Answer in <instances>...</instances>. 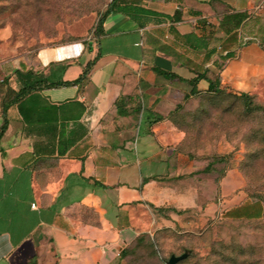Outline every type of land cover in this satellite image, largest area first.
Listing matches in <instances>:
<instances>
[{
    "label": "crops",
    "instance_id": "crops-1",
    "mask_svg": "<svg viewBox=\"0 0 264 264\" xmlns=\"http://www.w3.org/2000/svg\"><path fill=\"white\" fill-rule=\"evenodd\" d=\"M129 1L154 15H109L88 51L73 43L0 62L17 91L15 70L75 81L100 54L82 83L39 92L56 112L33 108L38 115L28 122L17 105L7 112L0 141V264H122L121 252L151 232L149 204L182 211L159 203L174 199L173 190L163 188L170 181L161 178L177 162L179 134L166 117L190 95L188 82L206 75L196 88L207 92L219 77L221 88L235 93H255L264 84V0ZM230 14L248 16L233 42L221 26ZM228 53L233 57L225 59ZM5 93L0 85V129Z\"/></svg>",
    "mask_w": 264,
    "mask_h": 264
},
{
    "label": "rangeland",
    "instance_id": "rangeland-1",
    "mask_svg": "<svg viewBox=\"0 0 264 264\" xmlns=\"http://www.w3.org/2000/svg\"><path fill=\"white\" fill-rule=\"evenodd\" d=\"M111 1L0 0V62L73 43L88 51ZM7 77L0 69L1 89ZM234 93L185 98L167 116L179 134L178 157L161 181H170L163 188L175 194L171 204H159L184 213L153 210L145 219L151 232L128 245L122 264H166L184 253L189 257L180 264H264V215L249 220L229 213L264 209V84L247 93L263 110L247 111V100ZM257 209L240 214L254 217Z\"/></svg>",
    "mask_w": 264,
    "mask_h": 264
},
{
    "label": "trees",
    "instance_id": "trees-1",
    "mask_svg": "<svg viewBox=\"0 0 264 264\" xmlns=\"http://www.w3.org/2000/svg\"><path fill=\"white\" fill-rule=\"evenodd\" d=\"M114 13H119V14H123L126 16H129L131 18H133L134 20H138L140 17L142 16H152L154 15L153 12L141 7L138 5V3L136 1H129V0H112L110 2V4L108 5V8L106 10V12L103 14L102 18L99 21L98 27L96 29V33H97V39L100 38V36L103 35L104 33V24L105 21L107 19V17L111 14ZM180 13L177 12L174 20H178L180 18ZM247 14H230V15H226L221 23V26L223 29L226 30L227 34L230 35L228 41H234L236 40V35L233 34V31L235 29H239L240 26L242 25V23L244 22V20L247 19ZM100 54L92 61L90 62L83 74L75 81H63L62 79H54L52 74L49 75H45L42 72H35L33 70H15L13 75L16 77V80L19 84V89L16 91L11 87V82L10 79L11 77H7L3 80L4 82V86H5V99L2 103V109H3V117H4V122L3 125L0 129V141L1 139L4 137L7 129H8V125H9V121L7 118V112L10 109V107L17 105L19 108V111L24 119L25 122H28L30 120H32V117L35 116L36 114L38 115V112L33 111V108H42L45 111H47L48 113L53 112L57 110V108L55 106L49 105L48 102L43 99L39 92H41L44 89H50V88H56V87H65V86H73V85H78L80 83H82L87 76L90 74L93 66L95 65L96 61L99 59ZM233 57L232 53H228L225 56V59H229ZM154 71L157 74H161L164 75L168 78H176L175 75L173 74H168L165 73L157 68L154 69ZM202 79H207L206 75H198L196 78H194L193 80L189 81L188 83L192 86V90L190 92V95H188L186 97L187 98H192L198 95H202V94H226V93H234L232 91H229L226 88H221V81L220 78L217 77L215 80H210V87L209 90L207 92H199L196 88L198 82ZM236 94V93H234ZM240 98H245L246 101V109L249 112H254L256 110H263V107L261 106H257L252 104L251 102V95L247 94V93H241L240 95L237 94ZM37 102H39L37 104ZM29 104V107H28ZM181 103H179L175 110L178 108V106ZM174 110V111H175ZM35 113V114H33ZM40 113V112H39ZM40 115V114H39ZM40 116H38L37 119ZM167 118V117H166ZM162 120L165 118H161ZM65 135H61V137L64 139ZM67 149H69V145H66V149L63 151H60V155H65ZM147 180H145V182H147ZM258 203V202H257ZM150 207L157 213L162 214L165 213L166 211H174L176 214L178 215H182L184 213V211H177L175 209H169V208H158L153 204H149ZM246 207H241V209H244ZM231 215V218L233 219H242V218H246L249 220H254V219H260L263 215H264V209L257 215L254 217H248V216H244L241 214H236V213H232L229 212ZM143 235L139 236L136 241L139 242L143 239ZM128 250L124 249L121 254H120V258H125L127 256ZM183 255V254H181ZM180 255V256H181ZM177 256V255H176ZM189 257V255H188ZM188 257L182 261H180L178 264H180L181 262L185 261L188 259ZM171 258V257H170ZM169 261V260H168ZM167 261V262H168ZM166 262V264H167ZM30 264H37L36 261H32Z\"/></svg>",
    "mask_w": 264,
    "mask_h": 264
},
{
    "label": "water",
    "instance_id": "water-1",
    "mask_svg": "<svg viewBox=\"0 0 264 264\" xmlns=\"http://www.w3.org/2000/svg\"><path fill=\"white\" fill-rule=\"evenodd\" d=\"M188 255V253H184L181 256L172 255L167 264H178L180 261L186 259Z\"/></svg>",
    "mask_w": 264,
    "mask_h": 264
},
{
    "label": "built area",
    "instance_id": "built-area-1",
    "mask_svg": "<svg viewBox=\"0 0 264 264\" xmlns=\"http://www.w3.org/2000/svg\"><path fill=\"white\" fill-rule=\"evenodd\" d=\"M33 207H35V205H33Z\"/></svg>",
    "mask_w": 264,
    "mask_h": 264
}]
</instances>
